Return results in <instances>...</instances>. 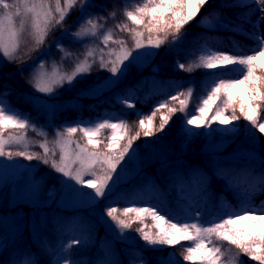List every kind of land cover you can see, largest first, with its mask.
Segmentation results:
<instances>
[{
	"label": "snow or ice",
	"instance_id": "obj_1",
	"mask_svg": "<svg viewBox=\"0 0 264 264\" xmlns=\"http://www.w3.org/2000/svg\"><path fill=\"white\" fill-rule=\"evenodd\" d=\"M211 2L212 0H128L132 7H125L123 15L131 22V26L128 23H118L115 27L121 32L128 33V39L132 41L131 47L128 46L127 39L118 38L114 34L113 28L105 29L101 21L108 17L88 16L80 22L78 29L71 33L73 37L77 40L89 36L99 37L105 47H108L110 42L118 45V48H108L107 60L103 55L104 48L99 49L102 53L98 57L99 67L107 69L112 75L107 81L90 87L88 92H98L113 87L126 74L131 64L142 62L143 58L138 54L144 53V58L150 57L155 54L153 49L180 42L185 36L182 31L185 26L194 21L201 10ZM77 6L85 12L92 5L89 0H63V2L62 0H0V63L25 64L24 57L30 59L31 52L44 45L48 35L56 27H63L64 21ZM218 7L222 10L242 9V11L237 12L234 19H229L222 11H211L201 16L197 23L211 30L223 28L238 33L250 39L253 44L247 49L235 46L234 52L212 50L205 45L196 61L187 65L177 63L178 69L188 73L195 69L215 70L209 73L213 77L210 81V90H206L205 95L199 97V103L194 106L193 111L196 114L188 112V102L194 92V89L189 87L186 95L184 91H178L176 95L168 97V100L177 101L178 97L185 96V99L179 100V108L169 107L167 100L159 102L150 115L140 116L138 128L132 135H129L132 128L128 121L104 119L94 125L81 124L66 127L63 131L57 130L53 140L49 141L43 129H37L26 116L0 100V157H7L9 160L14 156L24 157L28 161L38 160L49 165L55 172L74 182L69 185L74 192L85 194V188L91 189L92 191L87 192L86 196L88 202L94 205L113 192L120 180L117 166L129 154L133 142L139 139L141 134L144 137H151L157 132H163L177 111L185 114L184 130L190 134H197V129L204 128L209 130L206 134L211 135L212 125L216 123L225 126L222 129H215L216 131L236 135L240 132V125L237 122L242 117L247 121L245 129L249 137L253 141L258 139L257 131L264 134V115L261 109V105L264 104V90H262L264 74H258L264 73V27H262L264 0H221ZM116 15V11L108 14L113 18ZM101 29H103L102 34ZM29 38L34 43V48L28 49ZM56 46L64 53V58L73 55L62 44L58 43ZM95 55V50L88 48L83 53V59H79L70 72L62 71L61 66L55 62L49 71L46 63L41 61L35 68L30 83L38 93L55 95L57 85H63L65 81L72 84L74 81L83 80L97 63L96 59L89 60ZM241 88L247 93V99L240 97L238 116L235 96L239 95L238 90ZM119 102L128 108H135V104L128 98L120 99ZM246 106L251 111L246 110ZM161 109L167 111L161 112ZM229 111L230 114L226 115L225 113ZM157 112L161 114L159 126L155 127L154 117ZM209 113L212 115L209 116ZM29 128L45 137L42 141L34 142L43 150L42 154L28 150L26 130ZM8 129H15L21 134L13 135L9 132L5 135ZM104 129L111 130V134L106 138V144L99 138ZM78 130L87 138V143L84 145L76 143L77 150L73 153L71 145L74 142L71 137ZM50 143L52 147H49ZM14 144H22L23 150L13 151L8 148L9 145ZM102 144L104 151L100 149ZM57 149L59 159H56ZM245 156L250 160L257 159V154L252 151L246 152ZM259 159L264 166V155ZM73 165L78 166L73 169ZM97 168L102 174L97 173ZM218 178L225 181L229 189L244 197L239 208H232L222 201L221 206L225 208V212L222 217L216 218L219 222L214 220L202 223L198 218L190 223L180 222L175 216L161 214L163 210H158L155 205L124 207L121 214H117L116 207H108L105 216L118 230L120 239H126V230L132 229L134 222L139 221L143 224L144 219L150 217L155 232L151 229L145 230V227L135 229L139 238L145 243L146 249L162 250L161 246L174 247L182 241H195L193 245L185 247L181 254L183 261L190 264H223L222 258L225 252L221 250L222 245L214 243V239L227 242V245L234 246L238 250L228 249L230 255L227 264H244L240 259L241 254L259 264H264V202L260 207L250 204L252 196L256 193L264 194V168L257 181H253L248 172L221 171L218 173ZM209 186L207 177L202 174L196 175L194 187L197 194L208 193ZM242 186L243 191H241ZM132 203L134 205L135 201ZM121 215L126 218L122 219ZM81 242L73 239L67 247L71 248ZM173 257L174 254H170L168 260H161L158 264H180V261ZM24 264H38V261L28 259ZM55 264H60V261L57 260ZM63 264H72V262L65 259ZM100 264H111V262L103 261ZM139 264H149V262L141 258Z\"/></svg>",
	"mask_w": 264,
	"mask_h": 264
},
{
	"label": "trees",
	"instance_id": "obj_2",
	"mask_svg": "<svg viewBox=\"0 0 264 264\" xmlns=\"http://www.w3.org/2000/svg\"><path fill=\"white\" fill-rule=\"evenodd\" d=\"M221 0H212L209 5H206L197 18L185 26L182 30L187 34V37L182 42L181 46L191 51L189 58H184L182 51L176 52V60L180 63L189 64L197 60L202 54V48L206 45L212 50H219V47L215 44L220 43L229 44L235 49V46L245 49L246 45L252 46L253 42L245 36L238 33L230 32L226 29L220 28L216 30L207 29L200 26L197 21L203 15H207L211 11L228 12L232 17L239 12V9H220L218 6ZM92 6L85 12H80L79 18L75 25H80V22L85 20L88 16L94 17H108L103 20L104 27L113 28L114 34L119 38L123 37L128 40V45L132 42L128 39V33L121 32L115 26L118 23H128L131 26V22L127 21L123 15V9L125 7L131 8L132 5L128 3V0H92L90 3ZM78 7V6H77ZM73 10L76 11L78 8ZM112 11H116V17H110L108 14ZM72 13L69 15L67 21L71 18ZM72 31V29L70 30ZM209 32H218L219 36H216V40H210L205 38L204 34ZM100 33H103L101 29ZM147 37V33H145ZM59 37L56 43H61L63 40ZM171 39V38H170ZM93 42L92 39L84 40V49ZM111 43V42H110ZM109 43V44H110ZM65 49L68 47L67 43H61ZM172 44H166L158 49L155 59L151 63L150 67H153L156 60L166 52L167 49H172ZM218 48V49H217ZM76 49V47H74ZM75 50L73 62L77 60L80 53H84V50ZM78 51V52H77ZM232 52V51H230ZM260 61L258 60V63ZM147 67V68H148ZM144 72L147 74L148 69ZM215 70L208 69H195L193 72L188 73L177 68L174 72V79L176 81H192L194 83V92L191 100L188 102V112L190 114H196L193 109L196 104L199 103L198 98L205 95L206 90H210V81L213 79L209 73ZM98 73L96 69L92 71V78L85 79L86 84H90L94 78V75ZM145 73L138 77L134 85L138 92V99L133 100L126 93V88L123 87L120 92H108L100 96H82L78 102L69 104L61 108L56 114L49 118L45 109L38 105L31 96L22 87H19L14 83L6 74L5 69L0 68V100L6 105H10L14 110L20 112L23 116H26L37 129H43L49 135L53 134L54 129L64 130L66 127L76 125H94L96 122L103 121L104 119H124L128 121L132 128V132L129 135L135 133L138 128V120L140 116L150 115L153 108L159 103L165 100L168 101L169 107L179 108V100L185 99V96L178 97L177 101L168 100L171 95H176L178 91H184L183 88L178 89L175 92H171L165 95L161 93H152L147 88L148 77ZM264 74V73H258ZM235 78V77H225ZM206 86L207 89H206ZM74 90L72 92L74 93ZM264 90V89H262ZM239 95L235 96V107L237 109V115L239 112L240 97L247 99V93L243 88L239 89ZM185 92V91H184ZM186 95V93H185ZM128 98L130 102L135 104V108H128L119 102L120 99ZM219 103V101H218ZM262 115H264V104L261 105ZM246 110L251 111L246 106ZM167 109H161V112H166ZM160 112H157L154 117L155 127L159 126ZM230 114L229 112L225 113ZM212 113H209L211 116ZM185 114L177 111L166 126L163 132H157L151 137H144L142 134L139 139L133 142V147L141 152H145L144 159L149 161L144 165V172L136 174L130 179L116 187L111 195H106L99 202L100 206L106 210L108 207H116L117 214H121V210L124 207H144L155 205L158 210L163 209V214L177 215L180 222H193L196 217V211L193 204H191L189 196L185 193L186 183H195L197 174L208 171L209 165L205 159V154L208 152L207 146L210 143H214L220 139H230V143L226 148V151H230L241 146L248 133L245 129L247 121L242 117L237 122L240 125V132L236 135L226 133L223 131H216L215 129H222L225 126L214 123L212 125L211 135L206 134L208 129H197V134H190L184 130ZM23 131V130H21ZM20 133L15 129H8L6 133ZM26 133L42 137L37 131L29 128ZM111 134L110 129L102 130L100 139L104 140V144L107 143V137ZM72 136L78 137L82 143H87V138L79 130ZM257 137L260 145L264 150V134H260L257 131ZM185 141L186 147L180 146ZM187 141V142H186ZM124 141L121 142L123 144ZM170 147L169 161L166 165H160L161 160L153 155V150L157 146ZM180 146V147H179ZM104 149V145L100 146V149ZM180 148H183L182 152H179ZM11 150H23V146L10 147ZM29 151H35L38 153L43 150L35 145L28 146ZM17 157V156H16ZM23 160L24 163L28 162L34 164L38 160L28 161L24 157H17ZM176 158H180L179 162H174ZM38 173L44 171V169H52L49 165L38 162ZM218 178V173L214 169H210ZM241 172L250 173L254 180L257 181L260 177V170H249L248 168L239 169ZM46 181H50L45 189V193L51 195L55 193L60 187L56 181H52V173L46 172ZM48 178V180H47ZM219 179V178H218ZM218 190L225 193L229 200V204L232 208H239L244 197L237 192L229 189L225 181L219 179ZM164 196V203H157L156 191ZM243 191V186L241 188ZM145 198L154 201L153 203H144ZM254 203L261 205L264 202V194L256 193L252 196ZM216 200V197H215ZM132 201H135L133 205ZM216 205L213 212H222V217L225 212V208ZM121 218L124 219L123 215ZM215 222H219L218 219ZM145 227V230L151 229L153 232L156 229L153 227V221L151 218H145L143 224L136 221L132 225V229L126 230V239H120L118 230L114 226L107 225L103 220L96 218L93 213L89 211H77L68 210L62 208H54L48 210L45 214L44 220L40 222L39 229L36 231L35 236L31 235L29 228L26 226L15 238H11L9 233L0 228V264H24L28 259L38 261V264H55L57 260L60 264H63L65 259H68L72 264H100L103 261H110L111 264H139V260L145 259L149 264H158L161 260H168L170 254H174V259L179 260L180 264H190V262L183 261L182 253L184 248L191 246L195 241H182L174 247L161 246L162 250H151L145 248V243L139 238V234L135 229ZM67 239V244L64 241ZM78 239L82 242L73 245L68 248L71 240ZM214 243L222 245L221 250L225 252V256L222 258L223 264H227L228 256L232 251H238L234 246L227 245V242L215 241ZM8 248H11L13 253H7ZM241 260L244 264H259L257 261L250 260L247 256L241 254Z\"/></svg>",
	"mask_w": 264,
	"mask_h": 264
},
{
	"label": "rangeland",
	"instance_id": "obj_3",
	"mask_svg": "<svg viewBox=\"0 0 264 264\" xmlns=\"http://www.w3.org/2000/svg\"><path fill=\"white\" fill-rule=\"evenodd\" d=\"M63 2V0H62ZM92 0H89L91 3ZM54 7V4H53ZM76 11H71L72 16L70 21L66 18L63 23V27H56L53 31L50 32L48 37L45 40V44L40 46L36 51L31 52V58L24 57L26 60L25 64L19 63H0V67L5 69L7 76L12 79L18 86L24 88L31 98L38 104L41 105L43 109H45L48 115H52L57 113L61 108L66 105L74 104L81 99L82 96H100L108 92H120V90L127 84L129 87L130 93L128 96H136L137 89L134 87V83L138 77L142 76L145 72L144 70L151 65L155 56L158 52V49H153L154 55L150 57H145L144 53L138 54L140 58H143L142 62L131 64L128 68L126 74L116 83L113 87L108 90L98 91V92H88V89L98 83H103L108 80V78L112 75L107 69H102L99 67L98 57L102 55L99 51L100 48H104V58L105 60L109 59L106 55L108 52V48H118V45L109 44L108 47H105L100 41L99 37H85L81 40H77L75 37L71 35L72 32H75L79 25H75L77 22V18H79V14L81 12L80 7H77ZM242 9H239V12ZM229 19H234L235 17H231L228 13H223ZM258 15V14H257ZM255 18V17H254ZM101 23L104 24L103 20ZM264 27V26H262ZM72 29V31H70ZM101 31V30H100ZM65 33H68L65 35ZM219 36L218 32H209L204 34L205 38H209L210 40H216ZM62 37L63 41L61 43H67L68 47L66 50L73 53L71 57L64 58V53L57 48V39ZM187 37L185 33L184 38L175 44H172V49H167L163 55H161L157 60L153 67H148V72L145 75L148 77L147 88L152 93H161L160 95H164L165 92L171 93L175 91L178 87H185L186 90L189 87H193V84L184 85L182 81H176L174 77V72L177 71V63L181 61L176 60V52L182 51L184 58H189L191 51L187 50V48L182 47L181 44ZM86 39H92L93 42L88 45L84 49V44L81 43ZM219 50L224 51H234V49L229 44L221 45L218 43ZM59 43V44H61ZM132 42L128 45L131 47ZM35 45L28 39V49L34 48ZM76 47V49H74ZM93 48L95 50V57H90L89 60L96 59L97 63L93 65L90 73L86 74V77L83 80L74 81L72 84H69L67 81L63 85L56 86V94L52 96H48L46 94L38 93L32 87L30 83L32 74L35 68L41 61L46 63V67L48 70H51V66L53 62L61 66L62 71H71L74 67L75 63L78 62L79 59H83V54L80 53L79 57L75 62H73V57L75 50H84L85 52L88 48ZM250 48V46L245 47V49ZM218 49V48H217ZM143 51V50H137ZM78 52V51H77ZM251 54V53H249ZM135 55V53H134ZM114 59V57H112ZM127 63V62H126ZM22 69V70H20ZM96 69L98 73L94 75V78L90 84H86L85 79L92 78V71ZM131 84V85H128ZM74 93L72 92V90ZM59 130V129H58ZM62 131V130H60ZM8 133L5 132V135ZM13 135H19L21 133H12ZM28 139V146H39L34 143L35 141H42L45 138H40L36 135L26 133ZM55 137V133L48 136V140L52 141ZM73 144L71 145V150L73 153L77 150L76 143L84 145L78 137L72 136ZM187 142V141H186ZM230 143V139H220L214 143H210L207 146V154L206 158L208 160V164L210 169H214L217 173L221 171L226 172H241L239 169L244 167L245 169L251 170H260L264 166L261 165L259 157L264 155V150L260 145L258 139L253 141L249 135H247L244 143L236 149L226 151L227 146ZM18 146V145H9L8 148ZM19 146H23L22 144ZM180 146L186 147L185 141L180 144ZM179 146V147H180ZM49 147H52L51 143ZM105 148L101 149L104 151ZM170 147L167 146H157L153 150V155L161 160L160 165H166L169 161V151ZM183 148H180L179 152H182ZM255 152L257 154V159L250 160L245 156L246 152ZM134 152V155L132 153ZM145 152H141L135 147L129 150V154L125 156V159L120 162L117 166V174L120 175L119 182L115 185V188L120 186L122 183L130 179L132 176L136 174H141L144 172V165L149 161V159H144ZM56 159H59V150L57 149ZM180 158H176L174 162H179ZM24 163L23 160L14 156L11 160L7 157H0V227L7 231L11 238H15L20 233H22L24 227H28L31 235L35 236L36 231L39 229V224L44 220L45 214L48 210H52L56 207L68 210H77V211H89L94 214L96 218L103 220L107 225L114 226L109 218L105 216V210L100 206L99 202L96 204H90L88 202L86 193L92 191L91 189H84L85 194H78L73 191V189L69 186L70 184H74L68 180L67 177H63L62 174L55 172L53 169H44L43 172L38 173V163ZM78 165H73V169ZM123 169V171H121ZM204 171L201 173L203 176L207 177L210 186L208 193L204 195L197 194V191L194 187L195 183L185 182L186 183V191L185 193L189 196L191 200V204H193L194 209L196 211V217L202 222L214 221L216 220L221 213L213 212L216 205H219L220 200H224L226 204H229V200L226 197L225 193L218 190L219 187V179L216 175L211 172V170ZM52 173V181H56L58 186L60 187L55 193L49 195L45 193V189L47 185H49L50 181H46V176L48 175L46 172ZM98 174H102L100 169H96ZM243 173V172H241ZM116 174H114L115 176ZM252 176V175H251ZM48 177V176H47ZM88 177H85L87 179ZM253 178V176H252ZM253 181L254 178H253ZM79 187V186H77ZM114 188V189H115ZM156 191V199H159L155 202L164 203L165 198L162 196L158 189ZM35 193V194H33ZM216 197V200H215ZM154 202L149 200V198H145L144 203ZM251 206L260 207L256 203H254L253 198L250 201ZM161 210V209H160ZM163 210V209H162ZM165 211L163 210L161 214ZM197 214H199L197 216ZM177 217V215H174ZM7 253H13L11 248H8Z\"/></svg>",
	"mask_w": 264,
	"mask_h": 264
}]
</instances>
